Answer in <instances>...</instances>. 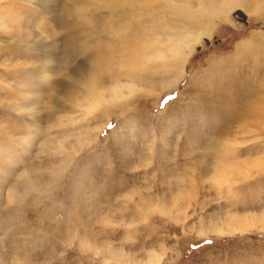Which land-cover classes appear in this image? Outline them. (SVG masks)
<instances>
[{"label":"rangeland","instance_id":"374dc122","mask_svg":"<svg viewBox=\"0 0 264 264\" xmlns=\"http://www.w3.org/2000/svg\"><path fill=\"white\" fill-rule=\"evenodd\" d=\"M0 264H264V0H0Z\"/></svg>","mask_w":264,"mask_h":264},{"label":"water","instance_id":"95a60500","mask_svg":"<svg viewBox=\"0 0 264 264\" xmlns=\"http://www.w3.org/2000/svg\"><path fill=\"white\" fill-rule=\"evenodd\" d=\"M233 16H235L238 20H241L244 22L246 21V15L242 11H240L239 9H236L233 12ZM205 41L208 42L207 39H205Z\"/></svg>","mask_w":264,"mask_h":264},{"label":"bare ground","instance_id":"6f19581e","mask_svg":"<svg viewBox=\"0 0 264 264\" xmlns=\"http://www.w3.org/2000/svg\"><path fill=\"white\" fill-rule=\"evenodd\" d=\"M233 15V14H232ZM234 18L236 19V17L234 16Z\"/></svg>","mask_w":264,"mask_h":264}]
</instances>
